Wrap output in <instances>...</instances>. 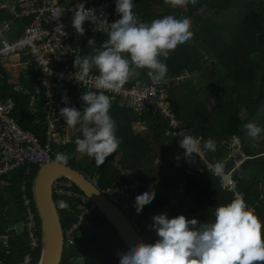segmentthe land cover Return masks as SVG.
Wrapping results in <instances>:
<instances>
[{
  "label": "trees",
  "instance_id": "trees-1",
  "mask_svg": "<svg viewBox=\"0 0 264 264\" xmlns=\"http://www.w3.org/2000/svg\"><path fill=\"white\" fill-rule=\"evenodd\" d=\"M166 4L167 0H139L133 8L138 19L145 23L168 15L188 17L192 21V38L171 50L167 58L160 57L167 66V73L164 80L155 86L165 89L173 111L195 135L202 136L203 142L210 138L215 141L216 150H207L210 163L227 158L230 150L224 141L239 137L246 159L234 174L248 202L255 207V215L264 225V139L256 142L243 131L249 122L264 127V0H196L195 3L187 0L183 4L174 3L171 8ZM226 10L239 12L240 20H222L219 14ZM11 18L8 11L0 10V25ZM28 23L27 19L17 20L5 36L15 39ZM107 38L106 35L89 37L82 43L81 58L92 54L93 48H99ZM90 39L95 40L94 45H88ZM67 65L54 67L66 69L72 66ZM138 71L141 87L153 85L146 69ZM186 71L190 77L177 81ZM0 74V96L15 100L14 117L20 126L44 142L43 116L31 114L30 98L8 84L1 66ZM20 82L34 91L32 78L21 75ZM125 86H135V80H130ZM71 93L79 110H82L84 105L80 96L83 92L71 89ZM39 113L41 115L40 105ZM109 114L115 121L116 136L121 142L118 150L107 157L103 165L98 166L94 158L86 155L79 157L75 140L78 136L82 138V133L78 125L73 130L71 143L55 147V152L68 156L69 166L98 178L101 189L128 183V176L133 174L142 182L140 195L155 190L152 203L145 205L139 214L136 210L134 212L147 243L157 239L150 228L155 215L166 213L169 218L184 215L200 223L211 222L214 221L215 207L231 202L232 196L221 189L220 180L213 173L205 171L197 177L186 174L184 150L175 138L166 135L168 125L161 116H137L121 99L111 101ZM136 123H143L145 130H136ZM240 157L236 155L237 159ZM234 166V160L228 162V170ZM39 169V166L35 167L29 178L31 195ZM25 179L23 169L0 179V235L9 227L20 229V234L15 233L11 238L9 255H6L0 241V261L6 260L7 264L22 262L29 251L21 202V185ZM181 183H185V191L180 194ZM54 198L57 201L56 195ZM66 203V208L57 204L64 231L76 220V204L73 201ZM37 237L40 244L31 264H40L43 248L41 229ZM118 249L128 250L104 215H96L93 224L80 233L76 244L65 247L61 264H119V258L115 256Z\"/></svg>",
  "mask_w": 264,
  "mask_h": 264
},
{
  "label": "built area",
  "instance_id": "built-area-1",
  "mask_svg": "<svg viewBox=\"0 0 264 264\" xmlns=\"http://www.w3.org/2000/svg\"><path fill=\"white\" fill-rule=\"evenodd\" d=\"M137 1L139 0H133L134 5ZM115 2L116 0H5L0 5L1 9L12 15L10 20H4L0 26V66L3 69V77L6 75L5 72L14 71L16 77L18 73L27 76L30 73L28 77L35 83L34 91L21 82L13 84L14 90L30 98L29 111L36 117L43 116L45 122V140L42 142L33 132L23 129L14 117L15 100L11 97L3 99L0 96V179L19 169H23L26 175L21 185V202L24 208L23 229L27 234L29 251L18 264H31L33 254L40 244L37 232L41 229V225L33 188V195L29 191V178L35 167L56 161L55 147L66 146L72 141L74 128L68 127L66 123L63 125V118L59 116L60 109L65 106H74L79 110L71 89L79 93L88 90L100 91L94 87V77L97 72L92 71L81 83L74 79L73 73L76 71L74 60L81 58L82 43L89 37L107 36L109 27L102 21L106 20L110 24L120 18L115 12ZM79 3L93 10L97 17L90 16L91 21L84 23L83 35L78 34L72 27L75 6ZM22 18L29 21L22 33L15 39L7 38L5 33ZM67 64L72 66L66 69L54 67L68 66ZM188 77L190 74L186 71L177 78V81L186 80ZM104 94L108 95L111 101L121 99L137 116L145 114L161 116L168 125L166 135L175 138L178 144L184 133L200 140L202 151L197 155L193 154L191 158H184L186 174L197 177L201 175V167L208 171L207 165L210 162L207 160L208 151L203 150V137L195 135L188 125L177 117L163 87L148 85L137 88L124 85L118 91L104 90ZM65 95L68 97L67 105L62 101ZM39 101L42 103L38 104ZM224 144L228 146L230 153L227 158L219 162L224 164L226 178L222 181L221 177L213 175L220 180V187L224 192L230 194L232 199L235 194H241L249 208L256 214L255 207L248 202L245 192L240 188V181L234 174V170L246 159L240 141L236 143L230 139L224 141ZM238 154L241 157L237 159ZM231 160H234L235 166L228 170V162ZM85 175L131 218L141 232L134 214L135 198L140 195L142 187L138 176L130 174L128 183L101 189L98 178L86 173ZM74 186L76 185L68 177H59L53 184V196H57L56 204H60L61 201H73L76 204V220L64 231L65 247L76 244L80 233L93 224L96 215H103L96 204ZM184 191L185 183H181L178 192L181 194ZM15 233L19 235L20 229L9 227L0 235L6 255L10 254V242ZM122 252V249H118L115 256L119 258V253ZM0 264H7V261L1 260Z\"/></svg>",
  "mask_w": 264,
  "mask_h": 264
},
{
  "label": "clouds",
  "instance_id": "clouds-1",
  "mask_svg": "<svg viewBox=\"0 0 264 264\" xmlns=\"http://www.w3.org/2000/svg\"><path fill=\"white\" fill-rule=\"evenodd\" d=\"M179 2L183 4L187 0ZM133 8V0H116L115 12L120 18L110 24L102 21L109 27L107 40L99 48L94 47L92 54L74 60V79L81 83L95 69L98 74L94 77V87L100 91L88 90L81 94L82 110L65 106L59 111L68 127L78 125L82 133V138L78 136L75 140L76 152L94 158L98 166L118 150L121 142L109 114L111 98L104 90L118 91L130 80H135L137 88L141 87L137 77L138 70L143 69L147 70L153 85L161 83L167 66L160 57L167 58L171 50L193 36L192 21L188 17L168 15L145 23L138 19ZM90 16L97 18L83 3L75 6L72 27L78 34H84L83 25L91 21ZM94 44V39L88 41V45ZM62 101L67 105L68 97L63 96ZM243 131L248 138L256 139L264 129L249 122ZM181 137L179 147L185 157L191 158L202 151L200 140L187 133ZM232 140L238 143L239 137L234 136ZM203 150L214 152L215 141L205 140ZM55 159L66 164L69 158L57 153ZM207 170L222 181L226 178L222 162L208 164ZM155 195V190H151L135 198L137 214L152 203ZM59 206L68 207L64 201ZM152 222L150 228L157 239L153 243L141 240L131 245L126 252L119 253V264H264V225L239 193L231 202L215 207L214 221L200 223L184 215L169 218L165 213L153 216Z\"/></svg>",
  "mask_w": 264,
  "mask_h": 264
},
{
  "label": "water",
  "instance_id": "water-1",
  "mask_svg": "<svg viewBox=\"0 0 264 264\" xmlns=\"http://www.w3.org/2000/svg\"><path fill=\"white\" fill-rule=\"evenodd\" d=\"M59 177L70 178L96 204L127 248L141 240L146 242L131 218L110 201L84 173L67 163L54 161L40 167L33 187L43 243L40 264H61L65 250L64 230L53 196V184Z\"/></svg>",
  "mask_w": 264,
  "mask_h": 264
},
{
  "label": "crops",
  "instance_id": "crops-1",
  "mask_svg": "<svg viewBox=\"0 0 264 264\" xmlns=\"http://www.w3.org/2000/svg\"><path fill=\"white\" fill-rule=\"evenodd\" d=\"M4 1L5 0L1 1L0 5H2L4 3ZM178 2H179V0H167L166 6L171 8V7L174 6V3L176 4ZM0 10H3V9L0 8ZM238 13L239 12H237L235 10H226V11H222L219 15H220L222 20H225L227 22H232V21L240 20ZM163 17H159L157 19H160V18H163ZM5 74H6L5 76L8 78V84H11V85L15 84L16 82H20V77H21V75H23L21 73H20L21 75L18 73V77H16V75L14 74V71L5 72ZM29 75H30V73L28 74V76ZM135 128H136V130L143 131V130H145L146 126L143 123H136L135 124ZM262 129H264V127ZM263 139H264V132H261V134L256 139H253V140L256 141V142H261ZM205 171L206 170L203 167L200 168V173L201 174H203Z\"/></svg>",
  "mask_w": 264,
  "mask_h": 264
},
{
  "label": "rangeland",
  "instance_id": "rangeland-1",
  "mask_svg": "<svg viewBox=\"0 0 264 264\" xmlns=\"http://www.w3.org/2000/svg\"><path fill=\"white\" fill-rule=\"evenodd\" d=\"M1 24H2V23H1ZM0 26H1V25H0ZM14 26H15V25H14ZM83 156H84V155H82V154L79 153V157H80V158L83 157Z\"/></svg>",
  "mask_w": 264,
  "mask_h": 264
}]
</instances>
